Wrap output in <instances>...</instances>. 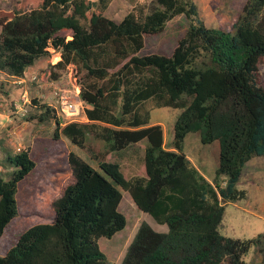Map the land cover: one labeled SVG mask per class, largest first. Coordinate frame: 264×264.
Returning a JSON list of instances; mask_svg holds the SVG:
<instances>
[{
    "label": "trees",
    "instance_id": "trees-1",
    "mask_svg": "<svg viewBox=\"0 0 264 264\" xmlns=\"http://www.w3.org/2000/svg\"><path fill=\"white\" fill-rule=\"evenodd\" d=\"M108 1L28 0L0 20V74L23 78L52 47L61 53L55 66L81 64L101 81L82 85L89 121L56 119L55 128L56 137L63 134L87 148L99 169L70 151L71 176L52 201V221L25 229L0 254V264H111L99 239L127 225L120 188L167 225L158 231L142 221L121 264H247L252 248L264 251V232L232 238L219 225L226 203L247 197L237 186L247 162L264 156V86L257 76L264 58V0H247L231 29L207 26L192 0H154L150 12H129L120 21L104 15ZM179 15L189 24L171 52L141 55L146 37L162 33ZM64 29L71 38L60 34ZM149 100L181 109L171 147L162 126L150 124V112L142 111ZM35 108L39 121L57 117L47 103ZM190 132H199L204 144L219 141L212 181L184 152ZM139 144L145 174L128 177L120 159ZM31 151L30 145L5 149L9 170L0 172V238L19 214L20 182L36 167Z\"/></svg>",
    "mask_w": 264,
    "mask_h": 264
},
{
    "label": "rangeland",
    "instance_id": "rangeland-1",
    "mask_svg": "<svg viewBox=\"0 0 264 264\" xmlns=\"http://www.w3.org/2000/svg\"><path fill=\"white\" fill-rule=\"evenodd\" d=\"M27 1L0 0V20L12 17L15 6ZM92 1L99 2V0ZM192 1L196 3L200 16L207 26L231 29L247 0ZM154 6V0H109L104 9V15L120 21L129 12L141 16L150 12ZM188 24L185 15L175 17L167 23L162 33L146 37V45L141 55L152 52L170 53L184 35ZM1 29L0 26V33ZM71 33L69 29L60 32L67 38H71ZM50 52L48 57L37 60L35 67L24 76L25 82L0 74V172L9 170L3 165L5 149L8 148L16 152L19 147L30 145L31 155L36 161L35 169L19 184L17 193L19 214L0 238V254H5L15 244L19 235L31 225L52 221L54 217L52 201L71 176L68 163L70 151H74L99 169L97 160L87 148L73 144L63 134L55 136L56 119H60L63 124L65 120L62 116L56 113V118L43 122L36 117L38 111L35 107L49 102L52 83L70 79L82 89L83 84L101 82L90 78L81 64H69L63 68L55 66L61 58V53L52 47ZM34 76L37 78L33 79ZM257 76L259 83L264 86V58L259 64ZM25 87L28 88L31 105H28L26 113L21 115L16 112L14 103L19 100ZM33 99L38 100L39 104L36 105ZM89 107L91 105L87 103L85 109ZM145 110L150 112V124L162 126L165 146L171 147L174 124L181 109L157 107L154 101L149 100L142 106V111ZM81 117L80 122L89 121L87 116ZM93 146L96 151L100 149L98 143ZM143 148V144L135 145L120 159L128 177L145 174ZM219 151L218 140L204 144L199 132H190L185 137L184 152L191 163L210 181L214 179L219 164ZM107 158L118 159L115 155L107 156ZM237 186L239 189L246 190L247 197L237 202L226 203L219 231L222 235L232 238H255L264 232V156H254L247 162ZM120 189L123 198L119 209L125 214L127 225L112 238L99 239L100 247L111 264H121L142 221H147L158 231L167 230L166 225L162 227L149 213L139 209L128 191ZM244 259L247 264H264V251L252 248Z\"/></svg>",
    "mask_w": 264,
    "mask_h": 264
},
{
    "label": "built area",
    "instance_id": "built-area-1",
    "mask_svg": "<svg viewBox=\"0 0 264 264\" xmlns=\"http://www.w3.org/2000/svg\"><path fill=\"white\" fill-rule=\"evenodd\" d=\"M37 77L34 76L33 79ZM20 82H25V78H20ZM52 92L49 96L48 105L53 107L56 113L63 117L65 122H80V117H85V105L87 104L80 95L81 88L76 86L70 79H64L52 83ZM31 105L28 88L25 87L14 108L17 113L24 115L27 106ZM83 114V115H82ZM20 150V147L18 148Z\"/></svg>",
    "mask_w": 264,
    "mask_h": 264
},
{
    "label": "crops",
    "instance_id": "crops-1",
    "mask_svg": "<svg viewBox=\"0 0 264 264\" xmlns=\"http://www.w3.org/2000/svg\"><path fill=\"white\" fill-rule=\"evenodd\" d=\"M35 65H36V63L34 64V65H32V66H30L28 69H27V71L25 72V76L28 74V72L29 71H31L34 67H35ZM19 80H20V78H18ZM22 79H24V77L22 78ZM195 166V165H194ZM196 167V166H195ZM162 227H164V225H166V224H160ZM167 226V225H166Z\"/></svg>",
    "mask_w": 264,
    "mask_h": 264
}]
</instances>
